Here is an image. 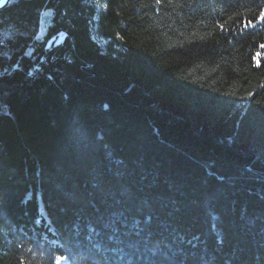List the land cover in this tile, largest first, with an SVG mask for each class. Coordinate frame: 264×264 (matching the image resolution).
<instances>
[{
	"label": "trees",
	"instance_id": "1",
	"mask_svg": "<svg viewBox=\"0 0 264 264\" xmlns=\"http://www.w3.org/2000/svg\"><path fill=\"white\" fill-rule=\"evenodd\" d=\"M0 264H264V0L0 9Z\"/></svg>",
	"mask_w": 264,
	"mask_h": 264
},
{
	"label": "rangeland",
	"instance_id": "2",
	"mask_svg": "<svg viewBox=\"0 0 264 264\" xmlns=\"http://www.w3.org/2000/svg\"><path fill=\"white\" fill-rule=\"evenodd\" d=\"M65 33L64 32H60L59 33V36L58 35H56V36H53L50 40H49V42H48V45H51L53 42H55V41H58V42H61V41H63V39L65 38ZM64 259H67V257H64Z\"/></svg>",
	"mask_w": 264,
	"mask_h": 264
},
{
	"label": "water",
	"instance_id": "3",
	"mask_svg": "<svg viewBox=\"0 0 264 264\" xmlns=\"http://www.w3.org/2000/svg\"><path fill=\"white\" fill-rule=\"evenodd\" d=\"M10 0H0V9L7 6L9 4Z\"/></svg>",
	"mask_w": 264,
	"mask_h": 264
},
{
	"label": "bare ground",
	"instance_id": "4",
	"mask_svg": "<svg viewBox=\"0 0 264 264\" xmlns=\"http://www.w3.org/2000/svg\"><path fill=\"white\" fill-rule=\"evenodd\" d=\"M11 1V0H10ZM10 3V2H9ZM59 36V35H58Z\"/></svg>",
	"mask_w": 264,
	"mask_h": 264
},
{
	"label": "built area",
	"instance_id": "5",
	"mask_svg": "<svg viewBox=\"0 0 264 264\" xmlns=\"http://www.w3.org/2000/svg\"><path fill=\"white\" fill-rule=\"evenodd\" d=\"M55 42H58V41H55Z\"/></svg>",
	"mask_w": 264,
	"mask_h": 264
}]
</instances>
